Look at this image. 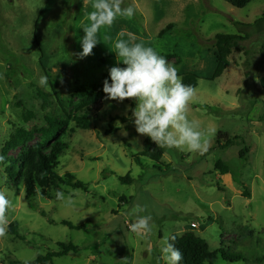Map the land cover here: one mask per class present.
<instances>
[{"label":"rangeland","instance_id":"obj_1","mask_svg":"<svg viewBox=\"0 0 264 264\" xmlns=\"http://www.w3.org/2000/svg\"><path fill=\"white\" fill-rule=\"evenodd\" d=\"M129 5L137 9L135 17L102 28L93 54L80 59L91 0H0V151L17 130L32 134L0 165V190L10 200L7 225L15 222L18 233L10 235L7 227L0 237V264L30 263L58 251V243L79 251L51 264H162L164 238L185 232L221 252L213 264H264V20L257 23L264 18L262 0L243 9L223 0H122V7ZM169 24L172 29L159 38ZM129 34L159 54L175 52L179 59L168 62L179 75L199 77L188 117L205 132L203 154L163 148L159 161L139 156L147 136L138 134L129 118L131 99L103 98L102 110L87 115L89 130L71 120L84 114L76 109L77 89L103 83L111 67H126L113 50ZM217 34L246 38L228 57L223 74L210 80ZM41 77L47 87L40 85ZM45 117L69 120L54 151L56 173L72 174L86 187L60 186L71 206L56 199L55 188L26 199L23 185L15 187L18 173L10 179L4 172L9 160L40 141ZM219 134L232 144L220 147ZM217 161L228 174L215 170ZM137 206L145 209L138 215H151V233L131 232ZM62 221L84 227L69 228Z\"/></svg>","mask_w":264,"mask_h":264},{"label":"clouds","instance_id":"obj_2","mask_svg":"<svg viewBox=\"0 0 264 264\" xmlns=\"http://www.w3.org/2000/svg\"><path fill=\"white\" fill-rule=\"evenodd\" d=\"M74 2L71 0V3ZM121 5L122 0H91L92 10L87 13L89 24L83 27L85 35L80 38V59L93 54V48L100 42L98 33L102 28L110 27L118 18L135 17L137 9L134 6ZM113 51L117 54L118 62L126 67L109 69V76L103 82L102 91L106 94L104 100L118 103L133 100L135 107L129 109V118L136 132L150 138L156 146L201 154L206 152L205 132L201 130L199 122L188 117L189 105L196 96V89L183 83L177 68L155 48L145 46L142 41L135 42L131 34L128 40H118ZM39 83L47 87V78L41 77ZM123 134L127 135L126 131ZM2 160L3 157H0ZM55 196L66 205L73 204L71 197H66L63 191H57ZM9 207L10 200L6 192L0 190V237L7 234L6 213ZM144 211L140 206L133 209L136 221L130 226L131 232L151 233V215H138ZM160 259L162 264H182L183 254L165 237L160 247Z\"/></svg>","mask_w":264,"mask_h":264},{"label":"trees","instance_id":"obj_3","mask_svg":"<svg viewBox=\"0 0 264 264\" xmlns=\"http://www.w3.org/2000/svg\"><path fill=\"white\" fill-rule=\"evenodd\" d=\"M225 3L229 4L233 8L243 9L252 0H223ZM264 4V0H262ZM264 18L257 21L260 23ZM256 25V23L254 24ZM172 25L169 24L165 29L158 33V37L161 38L165 33L172 29ZM246 36L243 35H224L217 34L214 37V48H215V58L216 67L212 78L214 80L221 76L223 72L229 66L228 57L232 54L233 50L237 48L240 42L244 41ZM166 58L167 61L171 59H179V56L175 53L161 54ZM183 79V83L186 85H191L194 88L197 87V81L199 77L191 72L184 73L180 75ZM103 83L91 84L89 88L81 87L77 89L73 97L80 99L76 109L82 111L84 114L81 116H73L71 120L75 122L76 126L81 130H89L90 121L87 115L93 113H99L102 110V100L105 93L102 91ZM129 101V100H126ZM31 115L28 114L25 120L28 121ZM69 120H60L56 118L45 117L46 126L40 130V141L32 145L28 151L21 153L18 158L14 160H9L4 168L5 175L11 179V177L17 172L18 176L15 180V187L23 185L25 198L34 201L37 193L46 194L48 189L55 188L60 189L61 185L69 186L73 189L86 191L85 185L75 180L72 174L66 173L63 176H59L56 173L57 167V152L54 151V144L59 137L60 133L67 127ZM111 131H107L108 135ZM32 139V134L24 131L17 130L4 144L0 151V157L3 160L0 161V165L6 163V158L9 152L18 148L21 145H25ZM224 140L223 145L220 147L227 148L232 144L227 134H219L217 140ZM234 138L233 140H237ZM219 144V142L217 141ZM49 147H52L49 149ZM50 150L47 152V150ZM243 150L241 153H246ZM240 153V155H242ZM164 155L163 148L156 146L150 138L146 137L142 143V152L139 154L141 157H145L152 161H159ZM138 158V157H137ZM137 162V161H136ZM216 171H219L221 175L228 174L226 166L221 162L217 161L214 165ZM16 169L18 171H16ZM121 181L129 183L131 180L128 178H120ZM70 181H73L70 183ZM60 191V190H59ZM245 196H248L245 193ZM122 200V198H121ZM124 202V200H122ZM62 225L80 230L84 226H74L69 222L62 221ZM8 233L12 236L18 237L17 225L15 222L10 223L8 226ZM174 238V239H173ZM171 242L182 252L183 260L182 264H213L218 256H221L220 251H210L207 243L201 238L194 235L193 232H185L181 236L171 235L169 237ZM58 251L49 252L44 256H38L34 261L30 263H19L15 264H51L54 258H60L67 255L70 252L76 253L79 251L77 246L73 244L58 243Z\"/></svg>","mask_w":264,"mask_h":264},{"label":"built area","instance_id":"obj_4","mask_svg":"<svg viewBox=\"0 0 264 264\" xmlns=\"http://www.w3.org/2000/svg\"><path fill=\"white\" fill-rule=\"evenodd\" d=\"M191 226H192L193 228H195V227H196V225H195V224H192Z\"/></svg>","mask_w":264,"mask_h":264}]
</instances>
